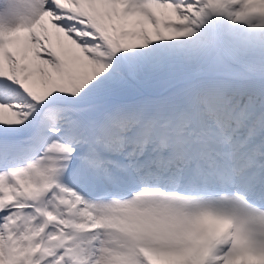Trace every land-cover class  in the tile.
<instances>
[{"label":"snow or ice","instance_id":"1","mask_svg":"<svg viewBox=\"0 0 264 264\" xmlns=\"http://www.w3.org/2000/svg\"><path fill=\"white\" fill-rule=\"evenodd\" d=\"M0 264H264V0H0Z\"/></svg>","mask_w":264,"mask_h":264}]
</instances>
